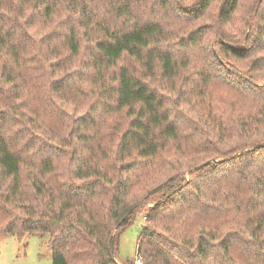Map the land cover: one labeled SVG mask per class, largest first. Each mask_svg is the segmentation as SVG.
<instances>
[{
    "label": "trees",
    "instance_id": "trees-1",
    "mask_svg": "<svg viewBox=\"0 0 264 264\" xmlns=\"http://www.w3.org/2000/svg\"><path fill=\"white\" fill-rule=\"evenodd\" d=\"M219 89L235 100L216 111ZM237 178L244 220L193 236ZM136 216L142 264H235L238 244L264 264V0H0V235L46 234L52 264H134L116 252Z\"/></svg>",
    "mask_w": 264,
    "mask_h": 264
},
{
    "label": "rangeland",
    "instance_id": "rangeland-1",
    "mask_svg": "<svg viewBox=\"0 0 264 264\" xmlns=\"http://www.w3.org/2000/svg\"><path fill=\"white\" fill-rule=\"evenodd\" d=\"M248 0H243V5ZM243 6H241L239 13L243 11ZM173 16V15H172ZM169 17V19H174V17ZM62 15L59 16V19H61ZM62 22V21H61ZM176 22V21H174ZM172 22V23H174ZM58 23V22H56ZM203 53L201 48H195L192 51V58L195 62L194 68L199 67L203 61L202 57ZM86 88L89 91V85L86 84ZM41 90L40 87L37 86L36 89H34V96L36 100L38 99L39 91ZM217 95L212 96V104L216 107V111L220 110V106L223 105V109L230 103L233 102L235 97L233 95L230 96L229 93L220 92V89L216 91ZM85 97L82 98V95L77 101V105L79 107H83L89 100L91 99V95L88 94V92H85ZM74 100H75V95ZM35 100V101H36ZM221 101V103H220ZM86 102V103H85ZM41 110V113L43 114V117L45 116L47 118V122H52L55 127H59L57 124V121L54 119V114L50 113L46 108H39ZM248 110L249 108H245ZM119 122L122 123V118H115V117H108L104 118L103 124L100 125V127L97 129V131L101 134L102 142H106L110 139V136L108 137V133L111 131L112 126L114 123ZM96 132V130L94 131ZM97 141L94 140V143ZM250 151V148L243 149L241 152H248ZM240 153V152H239ZM237 153V154H239ZM200 157H206L205 155H198ZM190 171V170H189ZM189 171H187L184 176L186 178L189 177ZM239 179L237 178L236 181L225 183L221 186L223 189V192L226 193V191H229L232 193V196L230 198L229 205L227 204L221 206L220 209L214 208L217 210L210 211L208 213H195L193 216L190 214L188 216V223L189 228L192 232L193 236H196V232L200 227H203L204 225L207 226V223L211 224V226H223V224H226L232 220L240 219L244 220L245 216V209H243V206L236 205L238 198L240 200H243L244 197V190L242 188V185L238 182ZM218 183V182H217ZM217 188L219 189L217 194H220V186L217 184ZM151 203L146 204L145 210L149 208ZM207 214V215H206ZM143 223V219L140 216H136L133 220V222L125 228L123 231H121L117 236V252H116V259L123 263L125 261H134L135 259V251H136V241L137 236L140 231V225ZM227 227V225H225ZM224 227L223 229H226ZM214 256H216V259L213 258L211 260V264H220L217 260L219 257L218 252L213 253ZM51 257H52V251L47 243V235L46 234H23V235H11V234H1L0 235V264H52L51 263ZM232 259L235 262V264H248L246 260V252L244 251V248L241 247L240 244H238L233 253H232ZM135 264V263H134ZM251 264V263H250Z\"/></svg>",
    "mask_w": 264,
    "mask_h": 264
},
{
    "label": "water",
    "instance_id": "water-1",
    "mask_svg": "<svg viewBox=\"0 0 264 264\" xmlns=\"http://www.w3.org/2000/svg\"><path fill=\"white\" fill-rule=\"evenodd\" d=\"M207 162H205L204 164H201V165H199V166H196L195 167V170H197V169H199L200 167H202L203 165H205Z\"/></svg>",
    "mask_w": 264,
    "mask_h": 264
},
{
    "label": "built area",
    "instance_id": "built-area-1",
    "mask_svg": "<svg viewBox=\"0 0 264 264\" xmlns=\"http://www.w3.org/2000/svg\"><path fill=\"white\" fill-rule=\"evenodd\" d=\"M135 264H142L138 258L135 259Z\"/></svg>",
    "mask_w": 264,
    "mask_h": 264
}]
</instances>
